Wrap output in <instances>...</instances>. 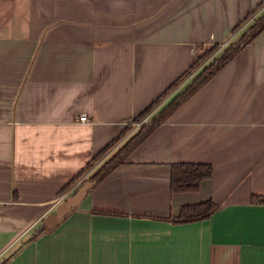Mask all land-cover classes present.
I'll return each instance as SVG.
<instances>
[{
  "label": "crops",
  "instance_id": "obj_1",
  "mask_svg": "<svg viewBox=\"0 0 264 264\" xmlns=\"http://www.w3.org/2000/svg\"><path fill=\"white\" fill-rule=\"evenodd\" d=\"M260 1L0 0V264H264V29L44 225L107 153L68 185L75 174L203 47L220 43L150 116L237 40ZM179 161L214 171L172 191ZM207 198L208 218H168Z\"/></svg>",
  "mask_w": 264,
  "mask_h": 264
},
{
  "label": "trees",
  "instance_id": "obj_2",
  "mask_svg": "<svg viewBox=\"0 0 264 264\" xmlns=\"http://www.w3.org/2000/svg\"><path fill=\"white\" fill-rule=\"evenodd\" d=\"M263 8V11L254 18L253 22L246 28L241 36L224 46L220 53L214 55L212 59L206 63L202 69L192 78V80L172 99L167 102L156 113L151 114L148 121H143L138 127H134L136 121H140L144 116L151 113L152 109L170 92L175 86L200 63L207 60L212 56L220 47V43H215L209 47H203L201 53L193 61L188 70L182 73L160 96L153 100L142 111L135 115L131 122L126 124L124 128L113 137L103 148H101L87 164L72 178L68 183L70 185L75 180H78L83 173L89 169L94 162L108 153L115 147L123 138H127L114 150L106 161H104L87 179L82 180H96L95 184L104 179L119 163L123 162L128 153L136 147L142 140H144L158 124L163 122L174 110H176L185 100L191 97L204 83H206L212 76H214L230 59H232L242 47L250 42L258 33L264 29V0L249 12L244 19H249L255 14L256 10ZM241 23L239 22L234 27L238 28ZM129 134V135H128ZM214 167L209 162H191L179 161L171 165V189L172 191H197L200 189L201 182L208 177H211ZM81 183V184H82ZM67 185V186H68ZM66 186V187H67ZM253 200H264L263 197L254 194ZM220 203L212 198H207L198 202L185 203L181 206L179 213L176 216L168 217L176 222H187L208 218ZM96 211L103 213H121L118 211L99 210Z\"/></svg>",
  "mask_w": 264,
  "mask_h": 264
},
{
  "label": "water",
  "instance_id": "obj_3",
  "mask_svg": "<svg viewBox=\"0 0 264 264\" xmlns=\"http://www.w3.org/2000/svg\"><path fill=\"white\" fill-rule=\"evenodd\" d=\"M96 180H86L73 193L66 196L57 206L55 212L49 214L45 220V227H50L60 221L67 213L76 208L85 197L87 191Z\"/></svg>",
  "mask_w": 264,
  "mask_h": 264
},
{
  "label": "built area",
  "instance_id": "obj_4",
  "mask_svg": "<svg viewBox=\"0 0 264 264\" xmlns=\"http://www.w3.org/2000/svg\"><path fill=\"white\" fill-rule=\"evenodd\" d=\"M149 118H150V114H148V115H146V116H144L141 120L142 121H148L149 120ZM78 119L80 120V121H87V120H89V116H88V114L86 113V112H82V113H80L79 114V116H78ZM141 120L140 121H136L135 122V124H139L140 122H141ZM65 196H66V193H62V194H60V196L58 197V201H60L61 199H63V198H65Z\"/></svg>",
  "mask_w": 264,
  "mask_h": 264
},
{
  "label": "rangeland",
  "instance_id": "obj_5",
  "mask_svg": "<svg viewBox=\"0 0 264 264\" xmlns=\"http://www.w3.org/2000/svg\"><path fill=\"white\" fill-rule=\"evenodd\" d=\"M142 120H143V119H142ZM142 120H141V122H140L139 124H134V127H135V128L138 127V126L143 122ZM144 121H145V120H144ZM128 135H129V134H128ZM116 147H117V145H116L115 147H113L110 151L115 150ZM110 151H109V152H110ZM113 152H114V151H113ZM113 152H112V153H113ZM112 153H111V154H112ZM111 154H108V153H107V156L103 159L102 163H103L104 161H106V159H108V158L110 157ZM105 155H106V154H105ZM102 157H103V156H102ZM100 158H101V157H100ZM100 158H98V159H100ZM98 159H97V160H98ZM97 160H96V161H97ZM96 161H95V162H96ZM95 162H94V163H95ZM102 163H101V164H102ZM93 165H94V164H93ZM93 165H92V166H93ZM92 166H91V167H92ZM98 167H99V166H98ZM98 167H96V168L93 170V172H94ZM93 172H92V173H93ZM92 173H91V174H92Z\"/></svg>",
  "mask_w": 264,
  "mask_h": 264
}]
</instances>
